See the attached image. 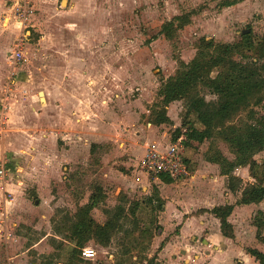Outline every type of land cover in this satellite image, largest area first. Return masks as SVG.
Segmentation results:
<instances>
[{"label": "crops", "instance_id": "obj_1", "mask_svg": "<svg viewBox=\"0 0 264 264\" xmlns=\"http://www.w3.org/2000/svg\"><path fill=\"white\" fill-rule=\"evenodd\" d=\"M97 1L32 0L30 22L33 25L29 22L27 27H23L11 10L21 0H0V104L2 90L7 87L10 91L9 121L0 144V163L6 171L5 178L0 179V264H53L52 260L56 264H89L78 256L83 246L78 247L75 240L79 235L77 225L84 218L79 210L88 204L94 192H100L102 197L103 194L100 186H96L93 193L84 196L82 185L69 181L66 176L70 174L69 179L75 178L77 168L67 165L79 155L91 153L94 147H104L108 142L106 135L114 132V126H117V139H110L111 142H117L120 154L129 152L128 155L137 157V163L149 147L157 149L160 142L162 146L161 138L156 134L158 127L148 123L146 131L139 123L151 104L144 89L147 81L153 83V76L147 75V81L144 80L143 69L139 70L137 63L131 66V70L135 83L142 86L138 89L140 95L125 102L117 93V110H108L107 80L115 76L104 70V48L95 43L96 39L84 37L78 30L80 27L99 30L104 26L101 11L106 6L100 7ZM32 31L35 33L33 41L28 40L34 35ZM20 37L24 40V64L18 77L11 81L8 69L13 72L18 65H9L10 52ZM131 58L137 62V56ZM151 58L149 56L146 61L152 63ZM127 75L131 73L127 72ZM138 77L142 78L141 81L137 80ZM126 82L123 88L131 81ZM117 86L120 87V82ZM125 88L119 89L125 91ZM178 102L166 107V116L171 124L162 125H173L169 117L172 107ZM239 169L250 174L246 168ZM238 172V169L234 170L233 175L243 178L245 174L239 177ZM188 173L187 184H169L167 179H160L165 184L159 194L164 206L159 212L158 224L163 230L167 222L170 230L172 226L176 227V233L169 241H164L162 252L181 250V241L188 237L196 238L207 228V222L213 216L209 213L195 214L196 211L224 205L234 206L227 219L232 226L233 238L221 235L219 221L213 217L215 228L210 246L217 252V244L224 243L227 249L239 244V226L234 222L236 206L232 201L237 191L232 193L227 189V177L220 175L218 165L205 158L192 166ZM136 175L147 183V175ZM181 185L187 187L181 189ZM147 187L142 183L138 190L146 192V195ZM63 191L66 192V201L71 204V213L65 218L56 215L64 201ZM6 194L12 196L11 203H6ZM103 200L101 198L98 208L89 213L98 225L106 223L98 211ZM263 204L264 201L248 207L261 208ZM92 212L97 214L92 215ZM90 241L93 240L86 243ZM56 254H59L57 261ZM244 261L240 262L245 264Z\"/></svg>", "mask_w": 264, "mask_h": 264}, {"label": "rangeland", "instance_id": "obj_2", "mask_svg": "<svg viewBox=\"0 0 264 264\" xmlns=\"http://www.w3.org/2000/svg\"><path fill=\"white\" fill-rule=\"evenodd\" d=\"M228 1L231 0H98L97 5L106 6L105 10L101 11V16L104 17L101 19L104 21V26H101L99 30L82 27L78 30L84 37L96 39L95 43H99L98 45L104 48V70L115 76L109 78V81L107 80L106 93L107 97L110 96V100L107 98L108 110H117V101H115L117 93L125 102L140 95L138 89H142V86L138 82L135 83L136 78L131 70V66H134L135 63L139 70L143 69L144 80L147 75L153 76V83H149L146 79L145 89L147 90L144 89L148 101H151L150 107L159 102L156 94L162 81L168 77L175 78L185 70V67L195 56L196 44L202 38L212 39L219 44L242 45L243 49L234 57L237 61L246 62L250 59H257L256 43H259L264 36V0H239L234 5L225 7L224 5ZM187 14L190 15L191 23L175 33L171 40H166L163 35L159 34L165 22L173 20L176 16ZM30 25L33 23L30 22ZM246 31L248 32L246 33ZM97 35L100 36L96 37ZM245 35H250V39L254 43L253 48H247L246 42L242 38ZM34 37L35 33L30 38L28 37V40L33 41ZM132 56H137V62L131 58ZM149 56L152 57V63L146 61ZM130 58L132 61L128 60ZM23 64L24 62L21 61L13 72L12 69L11 71L8 69V78L10 77L11 81L18 77ZM123 67L127 70L125 71ZM125 72L126 75H124ZM127 72H130L131 75H127ZM212 75L215 76L216 72ZM139 79L141 81L142 78L138 77L137 80ZM129 80L131 82L126 88L124 87L123 93L121 91L124 89L123 83H128ZM117 81L120 82V87L117 86ZM245 91L237 89L230 94L236 98L243 95L248 98L250 93ZM201 95L206 101L216 100V97L205 88H201ZM123 100L122 102L125 103ZM146 105L149 106V104ZM263 105V102L254 104L251 101L248 108L241 111L234 121L247 120L249 111H252L254 116L264 115ZM150 107L139 120L142 128H145L146 131H148L146 124H153L152 113H155V107ZM169 118L173 120V125H156L158 127L156 134L162 141V146L161 142L157 145L159 146L158 150L172 144L171 139L175 129L180 128L184 119L188 118L183 101L174 104ZM105 120V122L108 121V119ZM189 120L195 127H199L194 116H189ZM109 122L112 123L110 120ZM106 137L111 145L107 142L104 147H99L100 149L94 147L91 153L79 155L73 163L67 165V167L77 168L75 178L69 179L70 174L66 176L69 181L72 180L78 185H82L84 196L93 193L95 187L100 186V191L105 198H103L98 211L100 210V213L103 214L105 221L114 216L118 206L124 209V216L119 221L120 228H116L113 232L106 247H101L93 241L83 245V247L91 246L96 251V260L83 262L89 264H145L146 258H152L155 255L157 264H237L243 260H245V264H259L249 256L246 249L252 248L264 252V228L260 231L255 224L257 221V225L260 224L257 219L259 218L258 212L264 213V204L261 206L262 210H259L260 207H248L251 204L248 202L250 197L244 195L243 190L257 180L264 183V150L255 156L258 166L250 174L246 170L243 172L238 169L239 177L245 174L232 199L236 206L234 222L237 227L239 226V237L237 238L239 244L231 245L228 249L224 243L217 244L215 253L214 248L210 246L215 228L212 217L207 222V228L202 230L196 238L188 237L184 242L181 241L183 245L181 250L165 253L162 252L164 241L170 240L176 233V227L172 226L170 230V223H164L165 230L167 229L165 232L163 227L158 224L159 212L154 208L155 201L154 205L148 202V199L153 196V188H156L160 194L165 183L142 171L138 166L137 157L128 155L129 152L125 155L118 152L117 142H111L117 139V126H114V132L108 133ZM159 138H157L158 141H160ZM209 148H218L228 160L234 158L227 145L218 138H212L203 143L190 142L188 146L179 150L182 160L186 161L188 172L192 166L199 164V161L203 160L207 153H211ZM140 173L147 175V183L145 180L142 182L136 178V174ZM163 178L167 179L168 182H166L169 184H181V182L187 184L189 173L178 178L167 176ZM142 183L148 185V194L146 195V192L138 190ZM0 187L2 188V186ZM185 187L187 186H180L181 189H185ZM62 198L64 201L59 206L56 215L65 218L71 213V204L66 201L65 191H63ZM134 203H138V208L135 214L131 215L130 209ZM105 211H109V214H106ZM96 214L97 212H92V215ZM156 226L160 227V231L154 230ZM161 230H163L162 233ZM257 233L261 234L260 239L257 237ZM78 252L79 254H76L79 256L80 249ZM58 255L56 254L55 258ZM50 262L56 264L53 260Z\"/></svg>", "mask_w": 264, "mask_h": 264}, {"label": "trees", "instance_id": "obj_3", "mask_svg": "<svg viewBox=\"0 0 264 264\" xmlns=\"http://www.w3.org/2000/svg\"><path fill=\"white\" fill-rule=\"evenodd\" d=\"M239 0L228 1L224 6L230 7ZM191 23L190 15L176 16L173 20L163 24L160 35L166 40H171L175 33ZM247 48H253L250 35L242 36ZM196 53L193 59L177 77H169L161 83L157 91L159 102L154 103L155 113H152L154 125L171 124L166 116V107L174 101H183L186 109V119L181 127L175 129L171 142L176 143L180 138L182 147L188 146L190 142L203 143L212 138H218L225 143L233 155V160H228L218 148H209L211 153L205 155V159L219 166L220 175L227 177V189L234 193L241 184V179L234 176L233 172L239 168H248L252 172L257 166L255 156L264 150V115L254 116L252 111L247 112V120L234 119L245 111L249 103L264 104V36L259 43H256L257 59L249 61H237L235 55L243 49L240 44H219L212 39L202 38L196 44ZM240 50V51H239ZM216 72V75L212 74ZM201 88L207 89L210 94L216 97L214 101H206L201 95ZM240 89L249 91L250 95L236 98L230 93ZM245 91V92H246ZM248 93V92H247ZM264 107V105H263ZM153 112V111H152ZM194 116L199 127L190 123L189 116ZM184 163L186 161L184 160ZM164 176L161 175L159 179ZM244 195H248V202L258 204L264 201V183L256 181L250 184ZM103 197L100 192H94L88 204L79 210L83 215V222H79V235L75 238L76 245L82 247L88 240H93L97 245L106 247L113 232L120 228L119 221L124 216V209L117 207L113 217L108 218L104 225H98L90 217L89 213L98 208ZM160 212L164 206L159 197L158 190L153 188V196L148 202L154 205ZM233 205L218 206L211 210H198L195 214L209 213L219 221L220 232L223 237L233 238L232 226L227 221L233 211ZM138 203H134L130 209L134 215ZM109 214V211H105ZM259 218L255 223L260 231L264 228V213L258 212ZM160 231V227L154 228ZM88 231V232H87ZM90 233V236H86ZM150 235H152L150 233ZM260 233L257 237L260 239ZM246 252L259 264H264V253L257 249L248 248ZM156 256L146 258L145 264H157ZM237 264H241L237 262Z\"/></svg>", "mask_w": 264, "mask_h": 264}, {"label": "built area", "instance_id": "obj_4", "mask_svg": "<svg viewBox=\"0 0 264 264\" xmlns=\"http://www.w3.org/2000/svg\"><path fill=\"white\" fill-rule=\"evenodd\" d=\"M15 14L16 20L23 27H27L30 22L32 14V0H21L20 4H16L11 8ZM24 40L22 37L17 39L10 52L9 65L16 66L22 61ZM9 88L5 87L2 90L3 98L0 104V140L2 139L9 121ZM183 138H180L176 143L169 144L167 148L158 150L154 147H149L144 156L139 160V168L148 175L159 179L161 175L178 178L182 175L188 174L187 167L182 160L179 150L182 149ZM6 171L4 166L0 163V179H4ZM6 203L12 202L10 194H6ZM85 250H91L93 255L86 257ZM80 257L84 261L96 260V251L91 246H84L80 249Z\"/></svg>", "mask_w": 264, "mask_h": 264}, {"label": "clouds", "instance_id": "obj_5", "mask_svg": "<svg viewBox=\"0 0 264 264\" xmlns=\"http://www.w3.org/2000/svg\"><path fill=\"white\" fill-rule=\"evenodd\" d=\"M85 254H86V257H89V258L93 255L91 250H85Z\"/></svg>", "mask_w": 264, "mask_h": 264}, {"label": "water", "instance_id": "obj_6", "mask_svg": "<svg viewBox=\"0 0 264 264\" xmlns=\"http://www.w3.org/2000/svg\"><path fill=\"white\" fill-rule=\"evenodd\" d=\"M248 31H246V33H247ZM243 33H245V32H243Z\"/></svg>", "mask_w": 264, "mask_h": 264}]
</instances>
